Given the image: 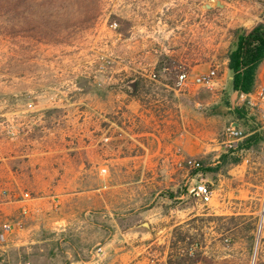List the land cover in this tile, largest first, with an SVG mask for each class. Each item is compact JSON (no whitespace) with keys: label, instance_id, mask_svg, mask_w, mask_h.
Here are the masks:
<instances>
[{"label":"rangeland","instance_id":"obj_1","mask_svg":"<svg viewBox=\"0 0 264 264\" xmlns=\"http://www.w3.org/2000/svg\"><path fill=\"white\" fill-rule=\"evenodd\" d=\"M44 1L56 38L34 24L11 37L0 25V230L12 227L0 244V264H190L186 259L199 253L197 264H264V124L256 109H247L249 121L239 119L230 80L195 101L205 102L200 109L213 119L211 144L218 149L202 160L214 163L231 151L224 143L232 126L242 132L232 151L259 134L240 152L239 165L166 182L160 173L98 163L95 148L97 140L123 141L116 124L128 81L164 43L178 49L167 63L187 70L206 29V68L227 76L237 38L260 22L264 0H216L223 7L211 9V0ZM258 86L264 87V61ZM200 183L214 191L210 204L192 192ZM156 204L159 214L144 220L142 209ZM176 221L186 222L175 227ZM101 245L105 254L98 257Z\"/></svg>","mask_w":264,"mask_h":264},{"label":"crops","instance_id":"obj_2","mask_svg":"<svg viewBox=\"0 0 264 264\" xmlns=\"http://www.w3.org/2000/svg\"><path fill=\"white\" fill-rule=\"evenodd\" d=\"M206 31L204 29L202 33V46H199L197 52L194 49L191 50L192 61L187 66L191 79L209 71L205 64V58L210 53L209 38H206L209 33L206 34ZM175 46L164 43L160 51L159 49L156 51L158 53L156 60L144 65L143 71L138 72L128 81L129 91L125 93V107L122 113H119L121 114L120 123L116 124L118 129L116 132L118 135L122 134L123 141H115L118 137L109 138L110 143L105 144H102V140L95 141V148H98V157L101 159L97 160L98 163L117 162L124 166L125 173L137 172V170L153 174L160 173L166 182L167 180L178 181L180 176L192 180L194 176L189 170L182 166L181 168L176 167L181 165L180 160L182 158L202 159L218 150L216 145L211 144L214 142L212 139L213 119L206 116L200 109L205 106V102L195 101V97L206 90L192 85L188 91L182 92L177 86L179 68L176 64L166 61V59L172 61L173 57L169 56L178 52ZM149 53L148 49L146 56L149 57ZM228 72H226L227 76L226 74L220 76L214 90H222L227 83H224L225 79L232 81V75ZM155 73L157 79L152 80L151 75ZM137 80L140 84L135 94L134 88L130 86ZM231 96L233 101L238 102L239 93L232 92ZM190 98L193 99V105L189 104ZM110 131L109 129L108 132ZM158 196L159 194H156V197ZM157 208V204L151 208L147 206L142 209L140 216L149 221V218H154L159 214V208ZM182 212L187 216L190 215L189 208ZM192 217L196 215L193 214ZM166 221L169 222L170 218ZM185 222L176 221L175 227ZM142 240H149V236ZM126 255L128 256L127 253L123 254V257Z\"/></svg>","mask_w":264,"mask_h":264},{"label":"trees","instance_id":"obj_3","mask_svg":"<svg viewBox=\"0 0 264 264\" xmlns=\"http://www.w3.org/2000/svg\"><path fill=\"white\" fill-rule=\"evenodd\" d=\"M35 0H0V25L4 34L14 36L17 29L22 26L34 24L42 31L43 36L56 38L55 33L49 34V16L44 10L45 1L36 5ZM41 7L36 14L35 9ZM43 7V8H42ZM228 69L232 74L231 92L239 94H250L255 91L260 66L264 61V16L251 30L243 32L237 38L236 48L228 57ZM140 80V79H139ZM140 82L137 80L135 94L138 92ZM242 113H241V112ZM238 111L239 119L249 121L247 109L242 107ZM259 140V134L251 136L242 142L236 151H227L219 155L214 163L201 159L199 167L192 171L193 176L198 174H215L229 169L231 166L239 165L242 161L240 152L247 151ZM227 220V219H225ZM232 223L235 217L228 219ZM184 241V239H183ZM190 260V264H197L202 260L200 253ZM184 260V261H186Z\"/></svg>","mask_w":264,"mask_h":264},{"label":"built area","instance_id":"obj_4","mask_svg":"<svg viewBox=\"0 0 264 264\" xmlns=\"http://www.w3.org/2000/svg\"><path fill=\"white\" fill-rule=\"evenodd\" d=\"M117 23H113L111 25L112 28H117ZM220 78L219 72L217 69H211L206 74H201L197 77L190 78L189 72L187 70H179L177 73V86L182 92H186L189 90L190 86H197L202 89H206L208 91H213L216 89L218 85V80ZM152 80H156V74L151 75ZM238 104L246 109H256L261 115L262 122L264 124V87L258 86L254 92L250 94H239ZM227 140L224 143L226 150H233L237 146V142L242 137V132L237 127H231L228 129L226 133ZM180 166L185 165L189 169H196L199 167V161L194 158H182L180 160ZM103 173L106 170L102 171ZM192 192L195 196H197L202 203L210 204L213 200L214 191L211 187L206 183H200L197 187H195ZM29 194L25 193L22 196L23 201H28ZM22 211L24 214L29 213V208L26 204L22 206ZM12 233L11 225H5L3 230H0V244H4L8 240L9 234ZM105 254L104 246H99L94 249V255L101 257Z\"/></svg>","mask_w":264,"mask_h":264},{"label":"water","instance_id":"obj_5","mask_svg":"<svg viewBox=\"0 0 264 264\" xmlns=\"http://www.w3.org/2000/svg\"><path fill=\"white\" fill-rule=\"evenodd\" d=\"M210 3H211V5L207 6L208 9H211L212 7H219V8L223 7V5L221 4L220 1L211 0ZM130 87H133L134 90H135L136 83H133ZM140 227L144 228V229H147V230H150V226H149L148 223H144V224L140 225ZM261 229H262V223L259 226V232L261 231ZM255 252H256V250H255Z\"/></svg>","mask_w":264,"mask_h":264}]
</instances>
